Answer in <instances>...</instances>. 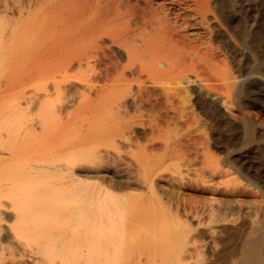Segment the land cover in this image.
Instances as JSON below:
<instances>
[{
	"label": "bare ground",
	"instance_id": "obj_1",
	"mask_svg": "<svg viewBox=\"0 0 264 264\" xmlns=\"http://www.w3.org/2000/svg\"><path fill=\"white\" fill-rule=\"evenodd\" d=\"M22 1H10L0 30V74L34 82L14 103L0 97V264H122L154 249L144 230L171 223L177 242L199 230L179 206L176 194L190 183L181 166L237 170L230 151L216 157L213 148L221 126L237 119L252 133L260 97L229 52L258 42L244 33L255 23L245 12H212L210 0ZM83 12L115 15L90 22L86 35ZM190 103L215 119L207 145ZM257 223L236 264H264ZM175 253L167 264H182Z\"/></svg>",
	"mask_w": 264,
	"mask_h": 264
},
{
	"label": "rangeland",
	"instance_id": "obj_2",
	"mask_svg": "<svg viewBox=\"0 0 264 264\" xmlns=\"http://www.w3.org/2000/svg\"><path fill=\"white\" fill-rule=\"evenodd\" d=\"M10 1L12 3L15 2V5L19 4L17 3L18 0H0V30L3 29L7 24L6 9L8 8L7 5H9ZM25 1L29 0H23L22 2L28 3ZM12 3H10V5ZM210 5L212 12H231L232 14L236 12L237 16L240 15L238 12H245L251 19V22L255 23L254 28H250L248 26L245 29L244 33L248 39L256 37L258 42L250 45L249 48L236 49V51L233 50L234 52L229 49L231 52H229V54H231L230 59L234 62V67H240L244 70L246 76L252 78L255 81V83L253 84L256 90L255 92L260 97L258 99L259 101H257L258 104H256L258 105V107L254 106L250 111L253 119L252 133H248L246 131L245 125L243 121H241V119H237L235 122H231L228 126H226L227 124H223L224 126H221L220 128L221 131L218 134H215V138L218 139L216 147L213 148L216 157H224L225 153H227V151H230L232 153V161L235 164V167H238V171H230L229 166L221 164L219 169H217V167L215 168L216 170L214 169L212 172H210L207 171L208 167L205 163L202 162V160H199L196 167L191 168L190 171H188L186 167L181 166V171L183 177L185 178V182L190 183L186 186H183V188L178 191L179 193L176 194L180 196V199L177 197L180 200L179 206L180 208L188 212L187 214L190 215L189 218L192 217L191 220L193 223H195L192 225L197 224L196 227L199 230L189 233L186 239L184 238L181 239V241L179 240L182 243L177 242L178 240L176 239L173 240V237L170 236L171 233L167 229L170 228L169 224L171 223L168 224L166 222V226H164L163 224L159 225L158 227H156L157 230L154 233L149 231L144 232V230L142 231V233H144L143 235L148 233L147 235H149L152 240L149 239V241L147 242L149 245H151V247H154V249L149 248L150 250H152L150 253L147 250L132 251V257L131 254H128V256H126L127 258H124L126 261L123 260L122 264H163L164 261H167L166 263H164L167 264L176 251L180 252L179 256L183 258L182 264H236V262H238L242 258L241 250L243 249L242 247L244 246L246 239L249 237V234L252 232V228L256 226L255 224L257 222L260 223L261 220H264V79H262L264 74V0H210ZM7 12L11 11L8 10ZM83 13H81V15L86 16H82V18L80 17L81 22H79V27H82L81 30H86V33L90 31V27L88 28L90 22L94 23L95 19L99 20L108 17L109 15H115V13L112 12H109L110 14H107L108 12ZM90 15L91 17H89ZM98 16H101V18H99ZM112 18L113 17H111V19ZM237 18L235 16H232L230 27L231 24L232 27L234 26L233 28H237L240 26V22H238L239 20ZM86 22L88 23V25H86ZM107 22H110V20L108 19ZM115 22L116 21L111 24H116L117 22ZM82 23L85 26H83ZM119 25L117 28L121 27ZM86 35L90 34L87 33ZM85 38L89 40L81 39V46L83 44L85 45L89 43L88 45L90 47L91 37L88 38L86 36ZM1 41L2 38L0 37V42ZM84 45L83 50L86 52V49L89 48L87 47V45H85L86 49H84ZM226 51H228V48H226ZM91 62L94 63L92 59ZM84 66H87L85 67L86 70L84 68L83 69L85 70V72L87 73V77L89 78L93 74V70L91 69V71H88V65H85V63ZM2 73H4V71H2ZM2 73L0 74V97L5 96L10 103H14L20 99L21 95L24 92H27L28 94L30 93V91L31 93L33 92L34 82H31L32 80L31 78H28V76L25 75V77H23L24 75L20 74L21 77H15L10 76L13 73L9 75H7L8 73ZM17 73L16 75H18L20 72L18 74ZM7 76H10L12 78V81L10 78V82L12 83L9 82V77ZM13 77H15V79ZM13 79L15 81H13ZM259 79L263 81H260ZM193 80L194 78H192V81L189 80L191 89L195 87ZM94 96L96 97V94H94L92 97L95 98ZM192 105L193 103H190L189 108L191 109L190 111L188 109L187 112H189L190 115L191 112L192 114L195 112L197 118H199L202 122L204 121V125L199 127V131L201 132L197 131L198 133L195 134L197 135V137L201 138L200 141L203 140L201 143L207 145L208 143L205 140H210L214 137L212 134L210 135L209 132L210 127L215 122V119H213L209 113L203 110H199L198 112V110H196V107H191ZM192 108L195 111H193ZM227 110L226 107H223L220 111L221 114H218V116H226L227 112L229 113V110ZM233 111H235L234 113H237L235 109H233ZM220 119L222 120V118ZM23 120L24 119L20 114L12 116L13 123L19 124ZM201 166L204 168V170ZM171 171L172 170L169 171V173L173 172L171 175L179 177L177 172H174V170L172 172ZM187 171L190 173L188 174ZM202 171L203 173L201 174L200 172ZM214 173L215 175H213ZM161 226L164 227L161 228L162 230L160 229ZM158 228L160 231L158 230ZM165 230L167 231L165 232ZM162 234L163 236L161 239L160 237ZM163 237L165 239H163ZM167 238H169V240ZM158 242H164V244H160ZM171 243L175 245L172 244V246ZM181 245L183 247H181ZM164 246L166 247L165 250ZM179 247H181L182 249ZM147 252L149 253V255ZM156 253H158V255ZM199 253L201 254V256L199 255ZM198 255L199 257H196ZM152 256L153 258H151ZM160 261L163 263H161Z\"/></svg>",
	"mask_w": 264,
	"mask_h": 264
}]
</instances>
